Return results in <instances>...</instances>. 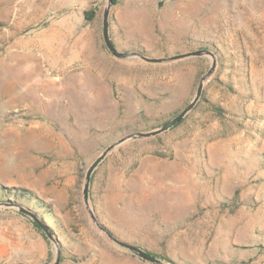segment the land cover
Here are the masks:
<instances>
[{
  "label": "rangeland",
  "instance_id": "rangeland-1",
  "mask_svg": "<svg viewBox=\"0 0 264 264\" xmlns=\"http://www.w3.org/2000/svg\"><path fill=\"white\" fill-rule=\"evenodd\" d=\"M108 0H0V205L53 231L60 264H152L84 200L89 166L172 120L212 58L149 63L107 48ZM121 53L209 50L183 122L97 167L89 203L117 239L173 264H264V0H113ZM19 194V196H17ZM46 234L0 207V264H55Z\"/></svg>",
  "mask_w": 264,
  "mask_h": 264
},
{
  "label": "water",
  "instance_id": "water-1",
  "mask_svg": "<svg viewBox=\"0 0 264 264\" xmlns=\"http://www.w3.org/2000/svg\"><path fill=\"white\" fill-rule=\"evenodd\" d=\"M112 6H113V0H108V6H107V8L105 10V14H104L103 36H104V41H105L107 48L115 57H117L119 59H124V58L130 57V56H138L146 62L158 63V64L166 63V62H172V61H176V60H181V59L189 58V57L208 56V57L212 58V66H211L210 70L208 71V73L201 78L200 83H199V87L197 89V92H196L194 99L180 113H178L172 120L165 123L162 127H160L157 130H154V131L148 132V133H136V134L128 135L122 139H119L118 141L114 142L113 144L107 146L105 148V150L102 152V154L89 166L87 173H86V177H85L83 195H84V200H85V204H86V209L90 215L92 222L101 231L105 232L108 235V237L114 243L118 244L122 248H125V249L131 251L132 253L137 255L139 258H141L147 262H150L152 264H173V263L166 262V261L156 257L152 253L144 250L143 248H141L137 245L129 244L127 242H123V241L117 239L115 236H113V234H111L109 231H107L100 224L98 218L96 217V215H95V213H94V211L91 208L90 203H89L88 194H89L91 178H92L93 173L97 169V167L101 164V162L116 148L122 146L123 144H125L126 142H128L131 139L156 137L162 133L167 132L168 130H170L171 128L176 126V124H178L183 118H185V116L187 114H189L195 108V106L197 105V103L201 99L202 94H203V90H204L205 82L207 81V79H209L214 74V72L216 70L217 60H216L215 54L209 50L193 51V52L184 53V54H180V55H176V56H172V57H167V58H161V59L148 58L142 54H136V53L130 54V53L119 52L117 47L115 46L114 42L111 40L110 33H109V16H110V10H111ZM0 207H6V208L14 207L19 212H21L22 214L29 217L34 223H36L39 226V228L46 234L47 238L54 243L56 250H57V258H56L55 264H60L61 249L58 245V242L55 238V235H54L53 231L51 230V228L37 214H35L34 212H32V211H30V210H28L22 206H19V205H4V206L0 205Z\"/></svg>",
  "mask_w": 264,
  "mask_h": 264
},
{
  "label": "trees",
  "instance_id": "trees-1",
  "mask_svg": "<svg viewBox=\"0 0 264 264\" xmlns=\"http://www.w3.org/2000/svg\"><path fill=\"white\" fill-rule=\"evenodd\" d=\"M195 107H196V106H195ZM182 122H183V119H182L178 124H176V126L180 125ZM91 180H92V178H91ZM17 196H19V194H17ZM33 224H34V226H35L36 228L40 229L39 226H38L36 223L33 222ZM155 256H156V255H155ZM156 257H157V256H156ZM158 258H159V257H158ZM160 259H161V258H160ZM162 260H166V259H162Z\"/></svg>",
  "mask_w": 264,
  "mask_h": 264
}]
</instances>
